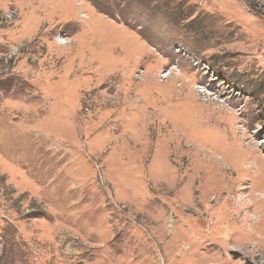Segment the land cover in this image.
Masks as SVG:
<instances>
[{"label": "rangeland", "instance_id": "374dc122", "mask_svg": "<svg viewBox=\"0 0 264 264\" xmlns=\"http://www.w3.org/2000/svg\"><path fill=\"white\" fill-rule=\"evenodd\" d=\"M0 264H264V0H0Z\"/></svg>", "mask_w": 264, "mask_h": 264}]
</instances>
